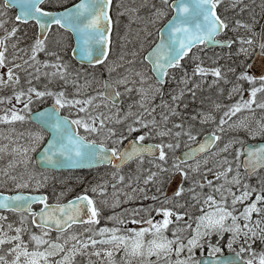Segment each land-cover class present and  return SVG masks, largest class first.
Listing matches in <instances>:
<instances>
[{
	"label": "snow or ice",
	"instance_id": "snow-or-ice-1",
	"mask_svg": "<svg viewBox=\"0 0 264 264\" xmlns=\"http://www.w3.org/2000/svg\"><path fill=\"white\" fill-rule=\"evenodd\" d=\"M45 0H0V29L5 28V23L2 19L6 13L3 8H8L13 4H21L22 11L15 17L17 22L27 23L29 20H34L39 25L41 33H45L50 30L53 25L59 26L62 29L71 31L74 35L79 37L82 46L79 48V53L83 60H87L89 63L103 64L109 55L111 44V31L113 25V19L110 15V9L113 0H81L76 4L74 8L68 9L62 13H52L44 10L41 5ZM165 5L172 8L176 15L169 21L167 27V37H165L163 31L160 34V43L157 44L152 51L148 54L146 59L152 63V71L157 73V82L159 83L162 78L168 75V69L180 67V62L188 55L193 47L198 45L207 44H221L222 46H231L235 41L226 40L220 41L217 39L224 30L229 28L228 23L217 14L216 9L223 3V0H175L174 3L169 4V0H162ZM233 7H237L243 3V0H230ZM137 9H129L128 12L135 13ZM127 13H121L124 15ZM165 13L162 10H157L155 17L159 18ZM130 22H135L132 16H130ZM153 23L155 21H152ZM236 27L233 30L244 28L251 33L250 38H240L239 44L240 52L247 54L251 47L256 43V33L252 31L249 24L241 23L239 20L235 22ZM194 25V27L192 26ZM18 31L17 27H12L11 31L5 29V36L0 38V70H6L0 73V87L4 86H18L20 85V75L17 74V69L27 70L25 66L34 67L37 61V55L40 52L45 51V39L37 38L34 44L31 46L30 54L25 51V55H28V59L23 61V64L15 63L18 58L16 53H13L12 60L8 57L7 41L16 36ZM151 35V33H147ZM247 45L248 48H245ZM16 43L12 44V48H16ZM261 54H264V30L261 32V42L259 44ZM56 55L55 53H51ZM74 55L77 52L74 50ZM57 63L43 64L42 67H51L55 69L51 73L53 77H59L60 79H66L67 66L59 62V56L57 55ZM11 65V66H9ZM63 69V71L61 70ZM234 71V69H230ZM40 68H35L36 79H39ZM199 74L200 76L212 75L217 78H223L220 68L207 69L201 65H197L193 70V75ZM31 75V74H30ZM44 75H49L44 73ZM141 76L140 83L144 82L143 76ZM239 80H246L249 82H255V77L249 74L248 71L241 72L238 76ZM185 83L188 80L185 79ZM29 87L27 89L17 90L13 89L14 95L11 98H0V104L7 102L12 104L13 99L20 104H23V108L18 112L15 110V106L12 109H6L5 115L0 116V123L13 121H24L25 115L20 112H30V105L33 102V95L36 98H43L45 96H54L55 104L51 111L39 113L38 119L42 126L48 127L52 133V139L49 141L47 148L44 150V155L41 160L38 161L42 164L55 165L62 163L63 161H70L72 163H79L80 159H99L101 161L106 160L108 163H112L113 160L126 162L133 158L141 159L145 153L152 154L154 150H158V159L160 161H166L165 147L173 149L179 147V144L169 143L167 145H144L146 138L150 136L148 133L141 134L132 140L129 147L120 151L118 147L106 148L103 144H97L95 141L88 142L85 137L76 136L70 131L71 125H76L77 128L82 127L85 132L97 133L100 129L106 127L105 121L111 120V116H105L104 113H98L92 115L89 111L94 106V101L97 97H89L87 99H72L68 100L65 97L64 92L53 93L50 91H39L35 87H32L31 79L27 80ZM129 81L127 77L116 80L114 85L109 82H104L103 87L105 92L98 93V97L102 101H108L113 107L119 101L122 93L117 90L118 86H123L125 92H132L133 89L129 88ZM79 87V86H77ZM198 87V85H197ZM137 91L143 93V89ZM233 91H239L238 87H234ZM258 92H264V87L253 88L250 93V97L232 105L228 111L224 113V117L230 119L237 112L242 109H248L254 111L252 106L256 104V95ZM184 92L178 96L173 97V100H179L183 96ZM194 94V93H193ZM79 95V92H77ZM65 106L77 107L79 113H84L83 118H78L69 121L66 117L59 115V109ZM107 107V104L104 105ZM178 106V105H177ZM96 108L100 107V104L95 105ZM143 107V102H141ZM219 107V106H217ZM257 107L264 109V103H260ZM151 115L155 109L147 110ZM173 115H177L175 109L172 108ZM132 113L129 112L128 116ZM161 119L165 122L168 120L167 115H162ZM195 119V117H193ZM209 117H204L201 121L206 123ZM121 121L117 118V123ZM228 122L227 119L221 118L216 131H213L206 138V142L200 144L196 149L186 153L184 158L179 159L178 163L173 164V168L180 172L187 178L188 173L181 167L182 164H187L188 160L195 157L197 153H203L215 146L221 137L217 135L218 131H223V125ZM98 125V126H97ZM135 125H139L136 127ZM156 126V121L145 122L142 116H138L133 120V123L128 125L127 132L129 134L140 131L141 129H149ZM175 127L182 129V124H177ZM241 127H245L241 125ZM109 137L116 136V132L109 128L107 129ZM259 132L264 134V123L259 125ZM171 129L167 131H158L157 135L163 137L171 135ZM176 137L181 135H187L189 140L195 141L196 137L192 135L191 131L177 132ZM39 141L42 137H36ZM127 139L126 136L121 135L120 138L113 141L114 145L123 143V140ZM66 141V142H65ZM231 146L225 144L220 152H228ZM34 150V149H33ZM4 149L0 148V152ZM24 154H27L25 149ZM241 156H245L246 160L241 162L244 167L245 174L253 175L258 168H264V148L248 149L243 148L236 151V160L238 161ZM54 157H61L63 160L54 159ZM207 164V159L203 161ZM227 165V167H225ZM121 165L117 164L115 167L119 168ZM240 166L235 169V174L231 179H228V174L233 173L234 169L231 166L229 160L225 157L220 167L223 171L215 173V178L220 180L223 178L224 183L216 186L210 180L208 186L212 188V192L207 194L203 200V204L207 206L208 210L201 209L202 215L197 218L196 227L192 229V224L185 220V214H180L172 209L161 207L156 209H136L133 208L130 215L133 217L130 223L132 224H146L147 227H142L139 230L125 229L126 235L118 234L122 230L120 228H100L96 231L95 235L107 236V239L96 240L92 236H88L86 240H81L78 235L71 234L65 236L64 234L72 229L75 225H97L99 224L98 217L100 211L96 206L95 201L87 195V190L84 194L76 197L75 200L70 201L66 205H49L46 197L38 196H25L23 194L15 196H0V208L8 209L12 212L21 214L20 227L13 228L12 224L7 225V231L4 230V226L0 224V246L4 244H10V252L14 253V259L9 262L3 256H0V264H21V257L24 258L23 264H73L76 254H84V252L91 248L95 249L96 245H111V250L106 251L104 254L108 257V264H115L112 260L115 251L123 250L125 257H140L142 264L145 257L155 256L156 261H148V264H158V261L163 257L165 260L172 255H175L177 259L172 262L168 260V264H202V261L195 258V250L197 248L203 249L206 237L213 234L222 235L223 233H231L232 241L228 244L230 251L235 252L232 248V244L238 239L243 240L240 250L235 252V258L227 259L223 262L216 260L215 264H240L243 259L242 253L251 250L250 240H254L258 234L264 239V178L260 179L258 186H252L248 183H243L241 180ZM160 172L168 171L161 165H157ZM191 167V166H189ZM193 171H199V161L196 168ZM210 171V169H209ZM157 173H151L145 183L149 181H155ZM15 179V177H13ZM120 182L124 181V177H119ZM225 185H229L226 187ZM17 187H27L26 184L17 185ZM115 188V185H113ZM199 187L203 188L204 185L200 184ZM235 189V190H233ZM93 193L97 192V188H92ZM133 192L137 189H132ZM142 191V190H141ZM182 192V189H181ZM181 192H177L176 195H180ZM115 194V193H114ZM214 194H219V200L215 198ZM128 200L133 197L124 194ZM152 199H158L153 196ZM198 199V198H197ZM39 202L44 205L41 209L37 221V213L32 212V204ZM199 202V200H198ZM115 206V205H114ZM242 206V207H238ZM155 211L157 215L162 219L156 221L154 217L149 215L148 218L141 217V219H135L141 212ZM29 213L32 216L31 223L36 228L40 229V234L32 233L28 243H32L35 246V250L29 251L28 243L22 238V233L26 231L23 227L24 216L23 213ZM255 214V216L253 215ZM174 218V219H173ZM6 217L0 216V221L5 220ZM110 220L115 221L121 225L126 221L121 219L120 216H112ZM184 221V225L180 226L179 222ZM176 224L177 226L172 230V238L166 234L169 230V225ZM192 230V234L189 238H182L181 234L185 231ZM259 230V233L258 231ZM14 231L16 234L10 236L8 233ZM56 231L58 235L55 240L50 236V233ZM86 232H92V228H86ZM74 241L71 244L70 249H66L69 241ZM62 241V242H61ZM246 245V246H245ZM46 246V247H44ZM209 256H215L221 249L217 246H212ZM41 248H44L41 251ZM59 260L50 259L61 253H65ZM187 253L186 258L180 259L179 257L183 253ZM90 255L97 257L101 256L100 251H92ZM253 258L257 256L255 252L252 253ZM131 264V261L128 262ZM244 264H254V259H248ZM259 264H264V253L259 254Z\"/></svg>",
	"mask_w": 264,
	"mask_h": 264
},
{
	"label": "rangeland",
	"instance_id": "rangeland-1",
	"mask_svg": "<svg viewBox=\"0 0 264 264\" xmlns=\"http://www.w3.org/2000/svg\"><path fill=\"white\" fill-rule=\"evenodd\" d=\"M172 0H169V4ZM262 0H252V5L257 6L260 4ZM120 11L118 15V24L120 27V31L122 32V40L116 42L114 44V58H111L106 64L98 66V67H86V66H72L70 61H73L72 59H65V62L59 60L60 63L67 66L66 70V79H60L59 77H53L51 73L55 71V69L48 67H42L43 64H52L51 60H47L46 57L43 56L40 58L37 55V61L39 63H35L34 65V71H33V78H35V68H40L39 72V80L38 83L33 82L31 84L32 87H35L39 91H50L53 93H59L64 92L65 97L68 100L72 99H87L89 97H97V99L94 101V103H97V101H102L98 97V93H103V84H104V78H110L113 82L116 80L122 79L127 77L129 83L128 87L132 88L133 91L128 93L125 92V89L123 86L120 87L123 91V99L124 103L126 102V109H123V116L124 120L125 117L129 112L132 113L131 116H128V119H126L124 122V126L121 127L123 130L121 135L126 136L128 138L129 133L127 132L128 125L133 123V120L138 117L142 116L145 122L152 121L155 119L156 126L152 127L150 125L149 129H145L144 133H148L150 131V136L148 138H152L157 134L158 131H165L163 128L165 125H168V123L173 122L169 120V114L171 112V109L177 108V104H174V107H169L167 111H165L164 108L160 107V111L156 113V108L151 107L150 109H155L151 113V115L148 114V111L143 114V110L140 112L138 106L141 104L142 99L146 100L145 105L147 107H150L149 105L153 102L155 97V90L161 89V86L155 80L153 74L151 73L147 61L144 59V55L146 51L152 46L154 38L156 39V35L158 33L159 28L163 23L166 21L167 16L166 14L169 12V6L165 5L162 0H120ZM129 9H137L135 13L128 12ZM230 9H235L237 11L236 13H232L233 22L235 23L237 20H239L241 23L247 24V15L246 17H241L245 13H243V9H247V0H243V3L240 4L237 7L230 6ZM157 10H162L165 14L159 18L155 17V13ZM121 13H127L124 15H121ZM130 16L133 17L135 22H130ZM152 21H155L154 23ZM236 25L233 26L230 37L237 39L236 44V53L235 51H230L229 53L222 51L216 52L215 54L218 55V57L223 60L227 61L229 60L233 66H231V69L235 70L234 76V84L233 86H230L231 93L230 98H228V101L225 103H221L219 99H214L216 96H218V93L215 94L214 97H211V100H208L205 104H202L203 112H209L211 115H206L204 117H209L208 121H215L213 122L214 127H218L219 121L221 118H225L228 120L226 124H224L222 137L223 141L220 143L219 148L221 146H224L225 144H229L231 142V146L229 148V151L237 148V150L241 149L245 143L250 141V139H255L256 137H259L261 133L259 132V125L262 123L260 121L259 115L256 114V111L258 109L256 108L258 104H254L252 108L254 111L248 110V109H242L241 111L237 112L234 116H232L230 119L224 117V113L228 111V109L241 101V98L243 97L244 100H247V95L245 92L247 91V81L246 80H239L238 76L241 72L247 71V54L240 52L241 45L239 44L240 38H246L247 35H250L251 33L245 30L244 28H240L237 30L235 29ZM147 33H151V35H148ZM259 33V32H258ZM49 43L51 40L48 41ZM246 47V45H244ZM69 44L66 46V52H70ZM30 54V52H29ZM235 54H237V58H233L231 60L230 57H233ZM22 58H28V55H24ZM19 59L18 62L20 64H23L22 60ZM58 61H54V63H57ZM127 62H132L129 64H126ZM142 63V64H141ZM198 63H202V67L207 69H213L216 67H210L207 66L202 59L198 61ZM218 66L220 65V62L217 63ZM86 67V68H84ZM27 70L23 72V74L17 73L20 75V85L18 86H4L0 87V98H11L14 95V87L19 89H27L29 87L27 80L30 79V70H28L30 67L25 66ZM21 70V69H20ZM63 71V69H61ZM111 71L116 72L118 74H111ZM71 72V73H67ZM44 73H48L49 75H44ZM137 73L142 74L144 82L141 84V76L137 75ZM227 75L229 72H225ZM111 77H109V76ZM225 75V76H227ZM225 76L222 73V80L225 79ZM82 80V82H79L77 80ZM218 79L217 77H214L209 74L208 76H204L203 82H204V91L206 90V84H211L213 80ZM41 80V81H40ZM249 82V81H248ZM247 84V85H245ZM79 86V87H77ZM183 85H180L182 87ZM234 87H238L239 91H233ZM245 87V89H244ZM143 89V93L137 91L138 89ZM172 91L176 90V85H171L170 87ZM77 92H79V95H77ZM202 94V93H201ZM202 96H205V93L202 94ZM226 96H229V93H226ZM55 102L54 96H45L43 98H36L33 95V102L31 103L30 110L36 109L37 105L40 102ZM102 103L107 104V108L110 109L111 103L108 101H102ZM259 103V101H257ZM223 104V105H222ZM164 105H166L164 103ZM13 106H15V110L18 112L23 108V104L17 103L14 99L12 101V104H8L7 102L0 104V116L5 115L6 109H12ZM167 106V105H166ZM219 106V107H217ZM184 108H187L184 106ZM63 110L67 113L73 114L76 119L83 118L85 116L84 113H79L77 107H69L65 106ZM89 111L92 113V115H97L98 113L93 110V108H90ZM108 112V111H107ZM105 113L104 115H112L113 117L118 114L115 113V111L112 112V114ZM20 114L25 115L26 119L24 121H13L11 123L4 122L0 123V148H3L4 151L0 152V189L6 190V189H12V188H22V189H31L32 187L34 190L36 189H47V181H53L54 182V192L57 189L60 194H65L66 191L69 193L73 192V188L77 190L82 185H88L89 183L93 185L95 188L99 189L102 192L109 191V193H104L101 197L104 198L102 202V207L105 209H115L117 211L116 204L119 201H127L128 199L125 197V193L128 195L134 197V201L128 202L124 208H122V204L120 205L119 210L121 211L120 214H113L112 216H120L121 219L124 218V214L126 212V209L128 206L132 204H136L134 208L137 209H151L148 206L153 204L155 202V205H157L156 208L165 207L163 206V198L160 196L158 199L153 200L150 196H148L147 189H145L142 186L134 187L130 183V179L132 176V168L129 166H126L121 170L120 176L124 177L125 185H127L126 188L123 187H113L112 189H109L108 187H101L102 183L101 181L106 179L105 175L106 173H109L112 169H105V171L101 170L91 177L83 176L80 172V175L73 171H67L65 173H57L52 171H44L42 169H39L35 162V155L40 149V146L44 142L45 135L42 134L39 131H36V127L34 123L29 121L27 118L28 112H20ZM142 114V115H141ZM162 115H167L168 120L167 122L163 121L161 119ZM130 117V118H129ZM109 121V120H106ZM178 121V120H175ZM181 121V120H179ZM241 125H244L245 127H241ZM98 126V125H97ZM136 127H139V125H135ZM187 127V125H185ZM188 128V127H187ZM190 129V128H188ZM120 131V130H119ZM177 131V130H176ZM186 132L188 130L186 129ZM205 132V131H204ZM91 136H95L94 133H89ZM120 135V137H121ZM141 135L140 133H136V136ZM264 135V134H263ZM36 137H42L41 140H37ZM178 144V142L176 143ZM218 148V149H219ZM25 149H27V154H24ZM34 149V150H33ZM217 149V150H218ZM219 152V151H218ZM218 152L210 155L207 158V164L211 163L214 165L216 162H218L221 158H227L230 163H233L234 166H238L241 163L242 156L239 158V160H236V152L233 154V156H230V158L227 157V155L222 156L223 152ZM4 154V156L2 155ZM7 154V155H6ZM2 157V158H1ZM219 157H221L219 159ZM3 159V160H2ZM8 161H6V160ZM3 161V162H2ZM4 163V164H3ZM5 165V166H4ZM227 167V165H225ZM237 168V167H236ZM223 169L220 166H216L211 168L210 171L206 172L205 175L208 174H214L217 172H220V170ZM202 171H205L206 168L203 166ZM235 172L228 174V179L230 180L232 175H234ZM110 175V174H108ZM193 175V174H192ZM244 173H241V180L243 183H246L243 177ZM230 176V178H229ZM15 177V179H13ZM137 178V177H135ZM193 178V177H192ZM208 179V177H204ZM222 182L219 184H215L216 186H219L224 183L223 178ZM81 180V181H79ZM212 182L218 181L214 176L211 177ZM79 181V182H78ZM208 182V181H207ZM206 182V183H207ZM206 183L202 182L200 178L197 179V185L199 187L200 184H203L204 187L201 188V191L199 193V197L201 200L199 202L191 203V204H185L180 206L178 204V208H185V209H178L171 208L173 211L178 212L180 214H185V220L188 221V223L192 224V229H195L197 218L202 215L201 209H207V206L203 204V200L206 197L207 194L212 192V188H210ZM26 184L27 187H17V185ZM214 184V183H213ZM209 187L208 190H206V187ZM226 186V185H225ZM229 185H227L228 187ZM132 189H137V191L133 192ZM142 190V191H141ZM234 190V189H233ZM138 191L142 192L141 195H139ZM101 193V192H99ZM115 193V194H114ZM163 192H160V195L163 196ZM215 195V198L219 200V197ZM133 199V198H132ZM197 200V199H195ZM115 205V206H114ZM177 205V204H176ZM242 207V206H238ZM166 208V207H165ZM169 208V207H168ZM170 209V208H169ZM149 215L151 217H154L156 221H159L162 219L161 216L157 215L155 211H151L148 213L147 211L141 212L140 215L136 216L135 219L139 220L141 217L148 218ZM254 215V214H253ZM110 216V217H112ZM108 217L107 220L103 222L102 226L108 227V228H120L122 231L118 234L126 235L127 232L124 231L125 229H136L139 230L142 227H147L146 224H132L128 221L133 219V217L130 215L129 217L125 218L126 221L125 224L121 225L119 223H116L113 220H110ZM174 219V218H173ZM0 224L3 225V221H0ZM180 226L184 225V221L179 222ZM176 224H171V233L170 238H172V230L176 227ZM20 227L13 224V228ZM26 229L25 233H35L39 235L40 231H36L33 229V226L30 222H27V224L24 226ZM4 230L7 231V226L4 227ZM40 230V229H39ZM259 233V230H257ZM10 236L15 235L16 233L14 231H11L8 233ZM194 232L190 229L188 231H185L181 234L182 238H189ZM70 236V235H68ZM82 239V238H80ZM205 240L207 243H205V246L203 249L197 248L195 250V258L200 259L202 255L209 254L211 251L212 246H217L221 249L219 253H225L226 250L228 252L230 251L228 248V244L232 241V235L231 233H223L222 235H211L209 237H206ZM62 242V241H61ZM69 243H74V241H69ZM243 243L242 238L238 239L235 243L232 244L233 249H237L241 247V244ZM249 243L251 244V250L245 252L247 255L246 260L248 259H254V264H259V254L264 253V239L261 238L260 234L254 239L250 240ZM10 244H4L3 246H0V256L8 255L6 250L8 249L7 246ZM226 245V249L225 246ZM11 246V245H10ZM9 246V248H10ZM246 246V245H245ZM7 247V249H6ZM98 250V248L95 247L93 251ZM91 251H85L83 256L91 259V255L89 254ZM255 252L257 256L253 258L252 253ZM63 254V253H61ZM218 254V253H216ZM187 253H183L179 258L184 259L186 258ZM6 260L7 256H5ZM173 258L177 259L176 256ZM174 262L175 260L172 259Z\"/></svg>",
	"mask_w": 264,
	"mask_h": 264
},
{
	"label": "flooded vegetation",
	"instance_id": "flooded-vegetation-1",
	"mask_svg": "<svg viewBox=\"0 0 264 264\" xmlns=\"http://www.w3.org/2000/svg\"><path fill=\"white\" fill-rule=\"evenodd\" d=\"M62 0H47L46 2H44V4L41 5V7L45 10L48 11H59L79 0H71L69 5H64L61 4ZM120 0H113L112 6H111V16L113 19V30H112V44L114 45L116 42H118L119 40H122V32L120 31V27L118 24V15L119 11H120ZM231 2L230 0H223V3H221L218 6V12L219 14L222 16V18L226 21V22H230L232 24V13H236L237 11H235V9H230L231 6ZM3 11L6 13V15H4L2 17V19L4 21H6L5 23V28L4 29H0V38H3L5 36V29L8 31H11L12 27H17L18 31L16 33L15 37H12L9 41H7V46H8V57L9 60H12L13 57V53L15 52L17 55V59L15 60V63H18V60L21 59L24 55H25V51H27L28 53L31 52V46L34 44L35 40L37 38H39V25L36 24V22L34 20H29V22L27 23H23V22H17L15 20V17L20 14L21 11L18 10L17 7L15 6H10L8 8H3ZM172 10L169 7V12L166 14L167 18L169 19L172 16ZM243 13H245L244 15H242L241 17H246L247 15V24H249L251 26V29L253 32L256 33L255 36V41L256 43L251 47V49L247 52V71L249 72L250 75H252L251 70L249 68V64L251 62V59L253 58L255 52L257 51L258 45H259V29L260 26L262 24L263 18H264V0H262V2L260 4H258L257 6H253L252 5V0H247V9L243 10ZM61 35L63 36H69L68 39L69 41L73 42L72 36L71 34L64 32L63 30H61L59 27L57 26H53L51 33L49 34V36L45 39V51L38 53V56L41 58L44 54V56L46 55V59L49 61V59H51V63L53 64L54 61H57V58L55 55H52L51 53H58V44L60 41V37ZM250 35H247V38H250ZM51 40V42L49 43L48 41ZM157 40V39H156ZM156 40H153V44H155ZM16 43V48L13 49L12 48V44ZM153 46V45H152ZM234 45L231 47H227V48H220L222 49L224 52L229 53L230 49H233ZM248 48V46H247ZM206 53L204 45L203 46H199L194 48L191 53L186 56V58L180 63V67L174 68L172 70H170L168 72V75L166 76L165 82L163 84H161V89H157V91L159 92L158 97L159 98H163L165 97V101L163 103H158L157 101H155L154 103H156L154 105V108H156V113L158 111H160V107L164 108L165 111H167V109L169 107H174V104H177V108L175 109V112L177 113V115H173L172 112H170L169 114V120H178V121H173L168 123V125L165 126L167 131L168 129H171V135H167V136H159V135H155L152 138H150V141L153 142H157V143H161L164 145H167L169 143L172 144H176L178 142L179 147H175L174 151H176L174 154H177L182 148H185L190 142L191 140H189L187 135H181L179 138L176 137L175 133L177 132H186V124H185V120L184 118L187 116H197L202 112V104H203V96H202V88H203V81H202V77L197 74V75H193V70L196 68V66L199 64L198 61L200 59H203L204 54ZM115 55V53H113V46H112V52L111 55L109 56V59L106 61L108 62L111 58H114L113 56ZM218 55H219V51H218ZM217 55V56H218ZM144 57V56H143ZM23 59H28V58H22ZM23 62V61H22ZM132 62H127L126 64H129ZM106 64V63H105ZM142 64V63H141ZM73 66V64H71ZM104 65V64H103ZM11 66V65H9ZM98 67V66H97ZM149 67V65H148ZM150 69V67H149ZM28 70H30V74H31V81L32 83H38L39 79L33 78V71H34V67H30ZM3 71L6 70H0V73H2ZM17 73L23 74L24 70L23 69H17L16 70ZM151 71V70H150ZM185 79L188 80V83H185ZM41 81V80H40ZM80 82L82 81L81 79L79 80ZM21 83V81H20ZM249 83V84H248ZM176 85V90L172 91V89L170 88L171 85ZM247 95H250L251 90L253 88H261L264 87V78H260L257 79L255 78V82H248L247 81ZM29 85V84H28ZM180 85H183L182 87H180ZM198 85V87H197ZM181 91L184 92L183 96L179 99L174 101L173 97L178 96ZM194 93V94H193ZM156 94V93H155ZM257 101H259V103H257ZM106 102V101H105ZM52 102H40L36 109H32L30 110V112H28L27 114V118L29 119V121H31L30 116L33 113V111L38 110L40 108H43L44 106H47L49 104H51ZM164 103L167 105H164ZM256 103L260 104V103H264V92H258L256 95ZM96 104H100L99 108H96L95 105ZM126 102L124 103V99H121V102L119 104H117L115 107H113L112 105L110 106V109H108L107 107H105L104 103H102V101H97V103H94V106L92 107L94 111H96L97 113H106L107 111L112 114L113 111H115V113L118 112L117 115H115L114 117L111 115L112 119L110 121H105L106 127L104 129H100L99 132L94 133L95 136H91V134H89L88 132H85V130L80 127L79 128V132L87 139L89 140H93V141H102L104 142L108 147L112 148V147H118V149H120L124 143L125 140H123V143L119 144V145H114L113 141L117 140L118 138H120V135L122 133V129L121 127L124 126L125 122L123 120H120V123H117V118L121 119L123 116V109H126ZM184 106H186L187 108H184ZM62 113H67L63 110V108L61 109ZM107 112V113H108ZM69 114L71 117H75L73 114L67 113ZM182 115H186L183 120H181ZM106 116H110L107 115ZM262 121L264 123V113L261 116ZM75 119V118H74ZM181 120V121H179ZM32 122V121H31ZM33 123V122H32ZM177 124H182L183 128H177L175 127V125ZM36 127V130H38L39 132H41L42 134L45 135V137L47 136V134L44 133V131L42 130V128L37 127L36 124H34ZM113 129L116 132V136L114 137H109L108 135V131L107 129ZM120 130V131H119ZM177 130V131H176ZM144 129H141L138 132L135 133H131L128 135V138H136V133H140V134H144ZM192 135H194L196 137V139L201 135L202 133V128H199L197 126H195L192 130H191ZM127 138V139H128ZM264 138V136H263ZM147 139V138H146ZM145 139V140H146ZM163 139V140H162ZM172 149H168L167 147H165V152H166V161H160L157 157H154L151 160V165L148 168L149 174L151 173H157V178L155 181L152 182H157L158 187H163L165 188V186H167V183H169L172 179V177L180 172H178L177 170H173L172 166L173 164L171 163V157L172 154L171 153ZM157 165H161L163 167H165L168 171L160 173L159 168L157 167ZM182 166V165H181ZM182 167H186V166H182ZM103 169H112L109 173H106V179L102 180L101 183L103 185V187H108L109 189L113 188V185H115V187H123L126 188L127 185H125V181L120 182L119 177H120V173L121 170H115L114 168H111L110 165L109 166H103ZM110 174V175H108ZM160 175H162L163 177H161ZM162 178V182H159V180ZM247 178V183L251 184L252 186H258L260 179L264 178V171L257 173L254 176H246ZM81 181V180H79ZM78 181V182H79ZM186 180L183 181V183H185ZM47 189H36L34 190V188L32 187L31 189H27L30 192H35V193H42L47 195L48 203H53V202H61L66 200L67 198H71L76 196L75 194L78 192H82V191H86L87 189H80L78 188L77 190H75V188H73V192L69 193L68 191L65 192V194H60L59 191L56 189L54 192V182L53 181H47ZM130 183L132 185H134V187L140 186V184L142 183L141 181L137 180H130ZM90 184V183H89ZM95 188V187H94ZM150 188V187H149ZM181 189L183 191V187L180 188L179 192H181ZM0 191H4V192H11V189H0ZM88 191V190H87ZM100 191L97 190L96 193H92V195L89 196L92 197V199L95 201L97 208L100 211V216L98 217L99 219V224L97 225H75L73 226L72 229H69L67 233H65V236L71 235V234H76L79 236V238H82L81 240H86L88 238V236H92L94 239L96 240H102V239H107V236H99V235H95L96 231L100 228H104V226H102L104 220L106 221L108 217L112 216L113 214H120V205L122 204V208L125 207V205L130 202V201H134V197L131 200H127V201H119L116 204L117 207V211L115 209H105L102 207V202L104 200L103 197H101L102 195H100L101 193H99ZM106 193H109V191H107ZM139 195L142 194V192L138 191ZM149 194L148 196H150L151 198L154 196L155 194V189L154 187L151 188V190H149ZM153 194V196H151ZM183 193L181 192L180 195H175L172 198H169L167 196L164 197V201H163V206H165L166 208H172V204H171V200L170 199H174L175 202H181L184 198L182 197ZM154 200V199H153ZM136 204H132L130 206H128V208L126 209V212L124 214V218H127L130 216V212L131 210L134 208ZM151 209H154L156 207L155 202H153V204L148 206ZM35 208H41V205H36ZM137 209V208H136ZM255 215V214H254ZM0 216L6 217L5 220H3V226L6 227L8 224H14L17 226H21L20 221H21V214L20 213H16V212H12V211H0ZM24 216V225L23 227L27 224V222L32 220V216L26 213H23ZM32 225V223H31ZM92 228V232H86L85 229L86 228ZM34 230L36 231H41L38 228L33 227ZM171 233V225H169V230L166 233L168 236H170ZM40 234V232H39ZM22 238L24 239V241L26 243L29 242V238L31 233H22ZM58 235V233L56 232H51L50 236L53 240H55L56 236ZM170 238V237H169ZM71 244L72 243H68V245L66 246V249H70L71 248ZM8 247H6V252L8 253L7 259L9 262H11L12 259H14V253H11L9 250L12 247V245H5ZM10 246V248H9ZM46 247V246H44ZM226 249V245L224 246ZM28 248L29 251L35 250V246L32 243H28ZM96 248H98V250L96 251H100L101 252V256L97 257L95 255H91V257L93 256V258L88 259L86 257L83 256V254H76V256L74 257V261L73 264H108V257L104 254L106 251L111 250V245H102V244H97ZM44 248H41V251H43ZM86 251H93V248H91V246L89 247V249H87ZM90 252V253H91ZM65 253L63 254H59L55 257H52L50 259L53 260H59L62 258L63 255H65ZM5 256H3L5 258ZM6 259V258H5ZM112 260L115 262V264H128L129 261H131V264H142L141 258L140 257H125L123 250H118L115 251L112 257ZM156 261L157 258L155 256L152 257H145L143 260V264H148V261ZM168 260H171V256L168 258ZM168 260H165L163 257L158 261V264H168ZM24 258L21 257V264H23Z\"/></svg>",
	"mask_w": 264,
	"mask_h": 264
},
{
	"label": "water",
	"instance_id": "water-1",
	"mask_svg": "<svg viewBox=\"0 0 264 264\" xmlns=\"http://www.w3.org/2000/svg\"><path fill=\"white\" fill-rule=\"evenodd\" d=\"M81 2V1H80ZM80 2H78V3H80ZM175 2V1H174ZM173 2V3H174ZM78 3H76V4H78ZM76 4H74V5H72V6H70V7H68V8H66V9H64V10H62V11H59V12H52V13H62V12H65V11H67L68 9H71V8H74V6L76 5ZM13 5H16V6H18V7H20V6H22L21 4H13ZM174 15H176V12L174 13ZM172 20V19H171ZM166 25H168V23L166 24ZM166 25H165V27L161 30V31H163V33H164V35H165V37H167V27H166ZM193 27H194V25H192ZM40 33H41V30H40ZM47 33H48V31L47 32H45V33H41V37H43V38H45V36L47 35ZM160 34H161V32H160ZM74 35V34H73ZM74 39H75V46H74V48H73V50H72V56L78 61V62H80V63H83V64H94V63H89L87 60H83L82 58H81V55L80 54H78L79 53V48L82 46V44H81V41L79 40V37L78 36H76V35H74ZM159 43H160V40H159ZM158 43V44H159ZM208 45H211V44H208ZM74 50L77 52V54H73L74 53ZM148 60V59H147ZM149 61V60H148ZM150 62V61H149ZM151 63V62H150ZM152 64V63H151ZM254 70H255V73L256 74H258V75H260V74H264V55H260L259 56V60L257 61V63H256V65L254 66ZM155 73V72H154ZM156 74V76H157V73H155ZM107 82H109V83H111L110 81H107ZM53 109V107L52 106H49V107H47V108H45V109H43V110H41V111H39V112H37V113H35L34 115H33V119L35 120V121H37L38 123H40L39 122V119H38V116H39V113H42V112H46V111H51ZM41 124V123H40ZM47 131H49L50 132V134H51V137H50V139H49V141L52 139V136H53V133H52V131L48 128V127H46V126H43ZM70 131L72 132V133H74L75 134V132L73 131V128H72V126H70ZM76 135V134H75ZM209 135H206V136H204V138H203V140L201 141V143H199L198 145H196L195 147H193V148H191V149H189L188 151H186L184 154H182L181 156H180V158L182 159V158H184V156H185V154L186 153H189V152H191L193 149H196V148H198L199 146H200V144H202V143H205L206 142V138L208 137ZM49 141L47 142V144L45 145V147L43 148V150H42V152H41V154H39L38 156H37V158H38V161H40L41 160V158H42V156L44 155V150L47 148V145H48V143H49ZM66 142V141H65ZM129 144H130V142L128 143V145L126 146V148H128L129 147ZM145 145V144H144ZM125 148V149H126ZM256 148H264L263 146H261V144L259 143V144H257L256 146H254V147H251V148H249V149H256ZM246 150H248V148H246ZM207 151V150H206ZM205 151V152H206ZM204 153V152H203ZM200 154H202V153H197L196 155H195V157H197V156H199ZM194 157V158H195ZM54 159H60V160H63V158H61V157H54ZM193 159V158H192ZM96 160V159H95ZM246 160V157H245V159H244V161ZM97 161V160H96ZM127 162V161H126ZM126 162H121L120 161V164H124V163H126ZM39 164L42 166V167H50V168H56V169H66V168H87V167H92V166H95V165H97V164H99V163H97V162H95L94 161V159H88V158H83V159H80V161H79V163H72V162H70V161H63L62 163H59V164H55V165H50V164H42V163H40L39 162ZM179 184H180V180L179 179H175L174 180V182L171 184V186H170V189H169V191H168V194H172L173 192H175L176 190H177V188H178V186H179ZM75 200V199H74ZM71 201H73V200H71ZM70 202V201H69ZM69 202H67V203H65V204H63V205H66V204H68ZM37 221L39 222V220H38V216H37ZM235 258V257H234ZM227 259H233L231 256L230 257H226V256H221V257H216V258H211V257H203L202 258V262L203 263H211V264H215V262H216V260H219V261H221V262H223V261H225V260H227Z\"/></svg>",
	"mask_w": 264,
	"mask_h": 264
},
{
	"label": "bare ground",
	"instance_id": "bare-ground-1",
	"mask_svg": "<svg viewBox=\"0 0 264 264\" xmlns=\"http://www.w3.org/2000/svg\"><path fill=\"white\" fill-rule=\"evenodd\" d=\"M3 156H4V154H2ZM7 155V154H6ZM2 158V157H1ZM3 160V159H2ZM6 160V159H5ZM6 161H8V160H6ZM3 162V161H2ZM4 164V163H3ZM5 166V165H4Z\"/></svg>",
	"mask_w": 264,
	"mask_h": 264
}]
</instances>
